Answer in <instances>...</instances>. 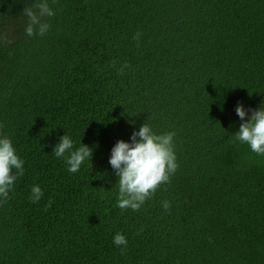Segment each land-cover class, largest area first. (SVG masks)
Returning a JSON list of instances; mask_svg holds the SVG:
<instances>
[{"label":"trees","instance_id":"16d2710c","mask_svg":"<svg viewBox=\"0 0 264 264\" xmlns=\"http://www.w3.org/2000/svg\"><path fill=\"white\" fill-rule=\"evenodd\" d=\"M34 2L0 0V137L25 162L0 264H264V155L236 140L235 111L264 109V0H48L29 37ZM143 123L175 133L179 167L122 210L109 157ZM65 133L93 150L76 173L53 151Z\"/></svg>","mask_w":264,"mask_h":264},{"label":"clouds","instance_id":"9594fccd","mask_svg":"<svg viewBox=\"0 0 264 264\" xmlns=\"http://www.w3.org/2000/svg\"><path fill=\"white\" fill-rule=\"evenodd\" d=\"M55 4L56 0H52ZM28 18L25 28L27 36L45 35L50 25L45 18L55 15L48 0H35L31 7L24 9ZM141 36L137 32L133 39L139 41ZM10 42V41H9ZM113 67L116 62L113 61ZM130 65L125 62L117 71L123 75ZM242 123L236 132V140L250 146L252 152L264 155V109L260 107L251 110V115L245 121L247 112L242 104L235 108ZM174 132L156 134L152 128L143 123L138 131H133L130 142L117 140L111 149L109 164L118 177L119 193L117 207L139 211L145 201L152 197L161 184L170 181V176L176 172L179 165L174 151ZM74 149L73 140L65 133L54 146L53 151L57 158H64L70 173H76L85 161H90L92 148L81 143ZM67 154V155H66ZM24 160L19 157L10 138L0 137V203L7 201L9 191L19 177L24 175ZM43 197V190L39 185L31 188V200L38 203ZM51 206L49 201L47 207ZM165 211L171 208L170 201H163ZM116 246H127V238L116 233L113 237ZM123 254V253H122Z\"/></svg>","mask_w":264,"mask_h":264}]
</instances>
